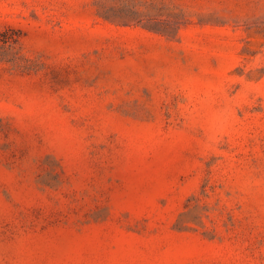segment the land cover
<instances>
[{
    "label": "rangeland",
    "instance_id": "obj_1",
    "mask_svg": "<svg viewBox=\"0 0 264 264\" xmlns=\"http://www.w3.org/2000/svg\"><path fill=\"white\" fill-rule=\"evenodd\" d=\"M0 264H264V0H0Z\"/></svg>",
    "mask_w": 264,
    "mask_h": 264
}]
</instances>
